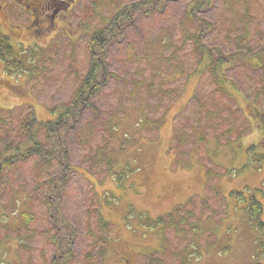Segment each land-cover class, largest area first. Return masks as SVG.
<instances>
[{"label": "rangeland", "instance_id": "rangeland-1", "mask_svg": "<svg viewBox=\"0 0 264 264\" xmlns=\"http://www.w3.org/2000/svg\"><path fill=\"white\" fill-rule=\"evenodd\" d=\"M140 1L77 0L32 25L22 0H0V38L22 64L0 56V150L25 116L70 104L112 26L110 76L64 134L70 264H264V0ZM52 162L0 179V264L53 258Z\"/></svg>", "mask_w": 264, "mask_h": 264}, {"label": "trees", "instance_id": "trees-1", "mask_svg": "<svg viewBox=\"0 0 264 264\" xmlns=\"http://www.w3.org/2000/svg\"><path fill=\"white\" fill-rule=\"evenodd\" d=\"M150 3L151 0H142L132 5V8H137L138 10L140 5ZM200 5L201 3H199ZM127 8L119 14L120 18H124L127 14ZM128 13L131 14L132 11ZM118 19L113 21L114 25L118 24L116 22ZM111 30L112 26H108L103 31L98 32L99 34L93 36V47L91 48L92 50L94 48V51L89 69L70 104L64 108L56 109V117L47 121L38 119L34 114L31 117L25 116L21 121L20 132H17V137L20 141L14 144L7 140L0 150V179L7 174L13 165L26 161L31 156L41 158V161L43 160L44 164H48V166L55 162H52L53 160H56L59 164L60 171L51 176L49 180L50 190L46 197L47 205L50 208V220L54 229L51 241L56 246L54 256L48 264H70L74 258L72 243L75 230L71 223L62 219L59 210L63 186L69 180L73 171L70 164V151L64 134H67L70 127L81 118L82 111L86 106L89 108L94 107L92 103L93 97L99 93L101 87L107 82V75L110 76V73H107L105 68L104 54L111 38ZM11 49L14 51L13 46L9 43L5 44L1 37V59L4 58L3 60L7 64L11 62L10 67L14 63L18 69L22 68L20 62H12L14 56L11 53ZM43 135L44 139L42 140ZM249 211H251V216L255 218L260 217L263 213L261 204L256 200L251 202ZM30 214L32 215V213Z\"/></svg>", "mask_w": 264, "mask_h": 264}, {"label": "flooded vegetation", "instance_id": "flooded-vegetation-1", "mask_svg": "<svg viewBox=\"0 0 264 264\" xmlns=\"http://www.w3.org/2000/svg\"><path fill=\"white\" fill-rule=\"evenodd\" d=\"M57 1V4L54 3ZM77 0H22V4L32 17L31 23L53 22L54 19L64 17L68 13ZM61 16V17H60ZM44 31V27H43ZM0 29V34H1ZM3 35H9L4 33Z\"/></svg>", "mask_w": 264, "mask_h": 264}]
</instances>
